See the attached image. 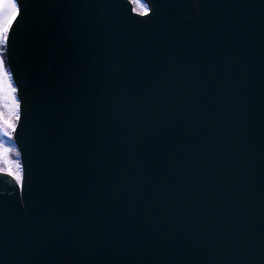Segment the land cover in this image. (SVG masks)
Instances as JSON below:
<instances>
[{
    "label": "water",
    "instance_id": "water-1",
    "mask_svg": "<svg viewBox=\"0 0 264 264\" xmlns=\"http://www.w3.org/2000/svg\"><path fill=\"white\" fill-rule=\"evenodd\" d=\"M17 3L0 264H264V0Z\"/></svg>",
    "mask_w": 264,
    "mask_h": 264
},
{
    "label": "snow or ice",
    "instance_id": "snow-or-ice-1",
    "mask_svg": "<svg viewBox=\"0 0 264 264\" xmlns=\"http://www.w3.org/2000/svg\"><path fill=\"white\" fill-rule=\"evenodd\" d=\"M132 4H136V9L139 15L150 18V14L154 13L155 5L150 3V0H130ZM26 12V8L22 12L21 7L18 6L17 0H0V47L11 44L10 33H13L14 26H17V20ZM14 34V33H13ZM6 65L5 60L0 56V100L5 102L10 101V105L5 106L10 108L11 116L5 117L0 113V160H3L8 165L6 174L13 177L17 184H22L25 181V175L20 163L15 164V171L11 167L12 161L9 159L12 149L7 147L3 139L12 140L14 134L17 133L16 121L21 120L19 111L21 104L16 99L18 88L13 86V72L14 69ZM20 155L19 152L16 153ZM3 171V169H0Z\"/></svg>",
    "mask_w": 264,
    "mask_h": 264
},
{
    "label": "rangeland",
    "instance_id": "rangeland-1",
    "mask_svg": "<svg viewBox=\"0 0 264 264\" xmlns=\"http://www.w3.org/2000/svg\"><path fill=\"white\" fill-rule=\"evenodd\" d=\"M0 56H1V47H0ZM10 103H11L10 101L5 102L3 100H0V113H3L5 117L11 116L10 108L5 106L6 104L10 105ZM3 142L6 144L7 147L13 150L9 156V159L12 161L11 167L13 168V171H15V164L18 161V156L16 155L17 152L14 148V145H13L14 143L12 140H7L6 138L3 139ZM7 167L8 165H6L3 160H0V169H3V171H6Z\"/></svg>",
    "mask_w": 264,
    "mask_h": 264
},
{
    "label": "trees",
    "instance_id": "trees-1",
    "mask_svg": "<svg viewBox=\"0 0 264 264\" xmlns=\"http://www.w3.org/2000/svg\"><path fill=\"white\" fill-rule=\"evenodd\" d=\"M136 7H138L137 5H136ZM12 159V158H11Z\"/></svg>",
    "mask_w": 264,
    "mask_h": 264
}]
</instances>
